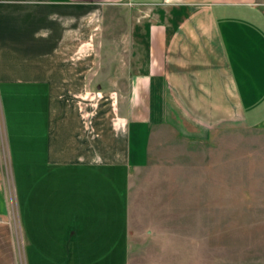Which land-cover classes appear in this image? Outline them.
I'll list each match as a JSON object with an SVG mask.
<instances>
[{"label":"crops","instance_id":"1","mask_svg":"<svg viewBox=\"0 0 264 264\" xmlns=\"http://www.w3.org/2000/svg\"><path fill=\"white\" fill-rule=\"evenodd\" d=\"M102 27L127 76L107 56L105 90ZM262 123L264 0H0V264H151L179 218L170 156ZM23 155L24 229L5 173Z\"/></svg>","mask_w":264,"mask_h":264},{"label":"rangeland","instance_id":"2","mask_svg":"<svg viewBox=\"0 0 264 264\" xmlns=\"http://www.w3.org/2000/svg\"><path fill=\"white\" fill-rule=\"evenodd\" d=\"M131 17L126 9L114 12L115 40L125 36ZM105 29L95 34L99 72L94 87L99 90L112 85L105 75L109 55L116 57L113 70L118 73L111 77L113 87L127 79L120 74L122 45L107 44ZM178 150L183 153L171 155V167L160 171V177L177 179V227L161 245L165 249L141 251V263L264 264V123L221 130L206 145ZM24 159L23 155L5 171L13 222L22 229L27 189ZM22 254L26 262L23 248Z\"/></svg>","mask_w":264,"mask_h":264}]
</instances>
